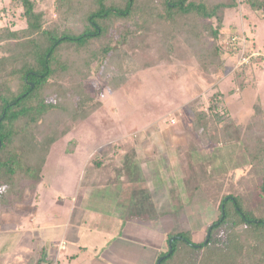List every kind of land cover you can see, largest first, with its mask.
<instances>
[{
  "label": "trees",
  "instance_id": "16d2710c",
  "mask_svg": "<svg viewBox=\"0 0 264 264\" xmlns=\"http://www.w3.org/2000/svg\"><path fill=\"white\" fill-rule=\"evenodd\" d=\"M242 1L264 14V0ZM13 2L21 8L25 26L0 27V203L7 202L21 179L39 183L51 147L98 109L100 103H93L85 86L91 76L99 73L108 87L116 89L136 72L156 66H171L179 70V76L188 65L203 74H218L223 54L218 38L224 16L238 7V0ZM114 18L122 21L121 26L109 24ZM205 40H211L213 47L203 50ZM47 95L53 102L46 101ZM215 108L212 104L208 111L195 110L192 131L212 151L207 157L194 147L193 166L180 169L183 181L192 184V175L209 174V169L211 179L217 177L216 172H227L236 150L247 145L251 148L244 147L242 158L261 170L257 177L264 205L263 136L255 135V142L249 138L248 143L235 142L239 130L234 134L228 125L218 128L223 121L212 113ZM256 114L257 119L258 114L264 119V109ZM127 146L110 145L108 153L100 152L86 169L82 179L91 184V208L97 210L95 197L113 199L120 191L131 193L144 184L136 163L140 148L127 150ZM116 159L121 160L119 164ZM215 159L220 160L217 170L212 165ZM166 190L175 197L169 209L183 215L185 206L178 204L177 185ZM216 209L218 218L204 229L205 234L211 229L209 238L204 236L198 244L188 230H181L180 221V226H167V245L174 239L170 252L167 246L158 254L159 264H173L179 247L186 257L174 264H264V215L255 217L238 195L223 196ZM135 211L138 216L142 213Z\"/></svg>",
  "mask_w": 264,
  "mask_h": 264
},
{
  "label": "rangeland",
  "instance_id": "374dc122",
  "mask_svg": "<svg viewBox=\"0 0 264 264\" xmlns=\"http://www.w3.org/2000/svg\"><path fill=\"white\" fill-rule=\"evenodd\" d=\"M20 13L21 8L16 7L12 0H0V27L10 26L13 30L23 28L25 25L20 20ZM109 24L119 27L122 21L114 18ZM128 27L133 28V24ZM205 41L203 50L213 47L211 40ZM218 45L223 49L220 57L221 71L214 75L203 74L191 65L186 67L182 76H179V70H174L171 66H156L136 72L125 84L116 89L108 87L106 79L102 80L99 73L91 76L85 82V86L93 97V103H100V106L84 121L73 125L69 133L51 147L41 172L40 185L36 187V184L28 179H21L17 183L14 194L6 197V203H0V219L13 220V215L14 220H18L19 223L26 221L29 231L21 238L27 243H30L31 235L34 238L38 237L37 226L44 218L37 217L36 212L47 214L48 218H44L43 224L65 228L69 210L76 206L72 200L75 190H81L84 184L89 183H85L82 179L84 172L96 155L103 151L108 153L110 145L120 147L129 145L127 150L140 148L136 163L140 168V175L146 176L144 184L138 185V189L131 191L133 195L130 193L126 200L127 208L120 203L109 201L108 209L117 215H124L128 208L133 207L142 212L137 216L138 220L150 222L146 226L150 227L148 234L143 231L144 229L139 231L137 237L132 233L133 240L139 242L136 239L139 238L141 241L139 245L135 242V247L141 246L139 249L143 254L140 264L147 263L145 261L147 257L149 263L153 264L157 261L158 254L166 251L167 226H171L172 229L181 225V230L190 232V238L195 244L200 243L204 236L206 237L204 229L218 218L216 207L225 195L240 196L244 208L251 209L255 217L263 216V197L260 180L257 177L258 171L261 170L249 165L247 160L242 158V150L244 147L247 148V145L240 146V149L236 150L235 160L226 165L227 172H216L215 178L211 179L212 173L209 169V174L200 173L196 177L192 175L194 181L192 180V184L188 185V182L183 181L180 170L181 167L193 166L192 162L196 161L195 157L192 158L194 147L198 151H203L201 153L205 156H210L208 154L212 151L210 145L199 141L192 131L191 122L195 110L208 111L212 104L216 107L212 113H217L223 121L217 125L218 128L228 125L234 134L239 130L238 134L234 135L235 142L242 139L245 143H248L249 139L255 142L257 139L255 135L259 133L263 136L264 142V119L260 114L258 119L256 117L257 111L264 109V14L262 11L252 10L242 0H238L237 9L227 11L224 16ZM241 52L242 56H240ZM246 57H250L249 62H243V58ZM239 84L242 86L239 87ZM46 101L53 102V98L47 95ZM116 161V164H119L121 160L116 159ZM219 162V159L212 162L215 169ZM163 184L166 186L162 187ZM173 184L177 185L181 194L179 206H185L180 212L183 215L177 214L180 210L175 212L172 207H170L172 213L168 212L175 197L167 194L166 187L169 188V185L173 186ZM87 186L89 188L91 184ZM128 215H132L131 218L135 221L136 217L131 211ZM30 218L33 219L30 221ZM14 220L12 222L16 224ZM179 221L180 225H178ZM121 223L125 226L123 221H114L107 216L90 222L89 226H99L102 231L110 234L115 233L118 230L115 226L120 227ZM135 223L134 226H139L138 221ZM24 232L23 229L21 233ZM47 233L45 239L41 240L56 245L61 234ZM95 234L90 231L83 237V241H80L86 247L84 248L86 253L76 250L78 261L69 263L68 258H63L59 260V264H94L98 256L102 262L106 253L113 256L109 253L111 247L95 252L97 246L95 241L101 239L103 241L99 243H105L104 237ZM146 235L151 238L154 236L156 239L155 244L148 243L150 248L147 247L146 242H142L143 238L148 237ZM106 238V245L111 244L113 240L123 243L122 234L119 238H112V235ZM71 245L72 243H68L70 252L74 247ZM129 245L121 248L131 249ZM178 250V257L176 256L177 260L174 263L186 257L182 247ZM24 254L26 261L23 264H35L34 260L40 255L30 250ZM130 254L127 252L123 257L126 258ZM136 257L132 255L131 259L135 260Z\"/></svg>",
  "mask_w": 264,
  "mask_h": 264
},
{
  "label": "crops",
  "instance_id": "0c3cea01",
  "mask_svg": "<svg viewBox=\"0 0 264 264\" xmlns=\"http://www.w3.org/2000/svg\"><path fill=\"white\" fill-rule=\"evenodd\" d=\"M89 167V165H88ZM87 167V168H88ZM139 168V166H138ZM140 169V168H139ZM85 170V168H84ZM85 173V172H84ZM146 179V176L144 177ZM86 183V181H84ZM82 182V183H84ZM41 180L39 183L36 184V187L38 185H40ZM79 185L81 186V179L79 181ZM88 184H84L80 189H76L75 190V194L72 197V200L74 201L73 203H76L75 207H72V209L69 210V214H68V221L66 222V224L64 225V227H55L51 226V224H43V221L45 220L44 218H48L47 214L45 215L43 212H36L37 217H44L43 221L40 222V224L37 226L38 227V237L34 238L33 235L32 239H30V243L27 242H23L21 236L23 237L28 231V225L26 224V221L23 223H19L18 220H14V217L12 215V219L16 222V224H13V220H5V219H0V264H23L24 261H26V257L24 258L25 254L24 253H28L29 250L31 252H38V254L40 253V255L37 256V258L34 260L35 264H39L40 262L43 264H59V260L63 259V258H68L69 263H73L75 261L79 260L78 255L76 254V250H79V252H85L83 244L80 241H83V237L85 235H88V233L94 232L97 233L95 235H101V237L105 238L104 239V244L99 243V241H103V240H99L95 241L97 244V246H95V252H101L102 250H106L107 247H111L110 250L111 252H109L111 255L113 256H109L108 253L105 254V260L104 262H102V260L99 259V256L96 257V260H94V264H140V262H142L143 258L140 251V247L138 248L135 247L137 242V245H139L141 242L139 238H136L138 241L133 240L134 236L132 233L135 234V236H138V233L141 229H144L143 231H146L147 234L150 231L149 228L150 227H146L147 224H150V222H146L143 220H138L137 216L138 213L135 211V209L132 208H128L127 211H131L136 219L135 221H138L139 226H134L136 223L135 221H133V219L131 218V216L128 215V212H124V215H117L116 213H114L113 211H109V201L111 203H120L123 205L124 208H127L126 206V200L129 196V192L126 194H122V191H120V193L114 195L115 198H108V197H103L99 196V197H95L93 198L94 203H96V207L97 210H95L94 208H91L90 205V201L91 199V193H90V187L87 188ZM131 190V189H130ZM129 190V191H130ZM132 195V194H131ZM119 197V198H118ZM91 199V200H90ZM106 206V207H105ZM38 208V207H37ZM37 208L35 211H37ZM98 212V213H97ZM135 212V213H134ZM32 215V214H30ZM29 215V216H30ZM33 216V215H32ZM31 216V217H32ZM109 217L111 219H113L114 221H123V223L125 224V226L121 223V226H115L118 228V230H116L115 233H110L108 234V232H104L102 231L99 226H89L90 222L92 223L95 220H99L101 218L104 217ZM33 218H30L29 220L31 221ZM8 222H11V224H8ZM98 223V221H97ZM96 223V224H97ZM48 227V228H47ZM46 228V229H45ZM24 229V234L21 233ZM138 230V231H135ZM47 231H49V233H47ZM55 232H58L60 235V238L58 237L59 240L58 243L56 245H53L50 241H43L41 240L42 238L45 239V234H55ZM119 232V234H118ZM166 232V231H165ZM128 233L131 235H128ZM123 235V243L119 242V241H112L111 244L106 245V237L111 236L112 238H119L120 235ZM140 234V233H139ZM92 236V235H91ZM148 236V235H146ZM82 238V239H81ZM142 242H146L147 243V247H149L148 243H154L156 242L155 237L153 236L151 237H147V238H143ZM68 243H72L71 246L73 249L71 250V252L68 250ZM130 243V245H129ZM63 245L64 249L63 250H59V247ZM131 249H124L121 247H125L128 246ZM133 247H135L133 249ZM150 248V247H149ZM147 248V250L149 249ZM152 248V247H151ZM141 250H143L141 248ZM134 251H136L135 253H133ZM146 251V249H144V252ZM130 252L131 254L129 256H126V258L123 257V255H125V253ZM86 253V252H85ZM120 253H123L122 255ZM33 255V253L31 254ZM132 255H136L137 257L135 258V260L131 259ZM109 256V257H107ZM92 257V256H91ZM107 257V258H106ZM116 257V258H115ZM8 259V261L6 260ZM29 259V257H28ZM27 259V260H28ZM90 259V258H89ZM88 259V260H89ZM39 261V263H38ZM145 261H147V263L144 264H148V257L147 260L145 259ZM15 262V263H12ZM17 262V263H16ZM40 263V264H41ZM150 264V263H149ZM154 264V263H153Z\"/></svg>",
  "mask_w": 264,
  "mask_h": 264
},
{
  "label": "water",
  "instance_id": "95a60500",
  "mask_svg": "<svg viewBox=\"0 0 264 264\" xmlns=\"http://www.w3.org/2000/svg\"><path fill=\"white\" fill-rule=\"evenodd\" d=\"M222 215H223V213H222ZM210 230H211V229L209 228L208 231H207V233H206V240L209 238ZM173 239H174V238H173ZM173 239H170V240L168 241L169 252H170V244H171V242L173 241ZM160 261H161V258L157 260L156 264H159Z\"/></svg>",
  "mask_w": 264,
  "mask_h": 264
},
{
  "label": "built area",
  "instance_id": "2783aa9c",
  "mask_svg": "<svg viewBox=\"0 0 264 264\" xmlns=\"http://www.w3.org/2000/svg\"><path fill=\"white\" fill-rule=\"evenodd\" d=\"M240 56H242V52L240 53ZM249 59H250V57H246V58H243V62H249ZM245 60V61H244ZM64 249V247H63V245H61L60 247H59V250H63Z\"/></svg>",
  "mask_w": 264,
  "mask_h": 264
}]
</instances>
